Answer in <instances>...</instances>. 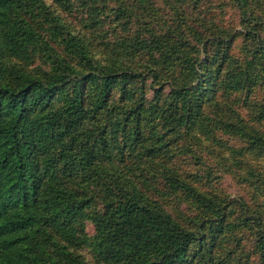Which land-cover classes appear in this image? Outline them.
Instances as JSON below:
<instances>
[{"label":"trees","instance_id":"obj_1","mask_svg":"<svg viewBox=\"0 0 264 264\" xmlns=\"http://www.w3.org/2000/svg\"><path fill=\"white\" fill-rule=\"evenodd\" d=\"M0 264H264V0H0Z\"/></svg>","mask_w":264,"mask_h":264},{"label":"rangeland","instance_id":"obj_2","mask_svg":"<svg viewBox=\"0 0 264 264\" xmlns=\"http://www.w3.org/2000/svg\"><path fill=\"white\" fill-rule=\"evenodd\" d=\"M48 1H51V0H48ZM230 181H231V183H233L232 182V180L230 179V178H228ZM229 180H226V182H225V185L228 187V189H229V191H231V193H233V194H238V193H240L241 191L235 186H233L231 183H230V181ZM87 227H86V231L87 232H89V234H92V233H94V226H93V224L91 223V222H88L87 221ZM86 257L87 258H91L90 257V254L88 253V251L89 250H87L86 249Z\"/></svg>","mask_w":264,"mask_h":264}]
</instances>
